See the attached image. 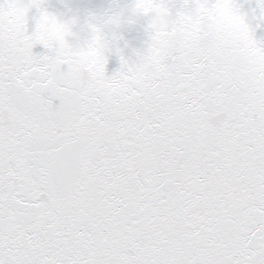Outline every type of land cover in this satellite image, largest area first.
<instances>
[{
  "label": "snow or ice",
  "instance_id": "1",
  "mask_svg": "<svg viewBox=\"0 0 264 264\" xmlns=\"http://www.w3.org/2000/svg\"><path fill=\"white\" fill-rule=\"evenodd\" d=\"M0 264H264V0H0Z\"/></svg>",
  "mask_w": 264,
  "mask_h": 264
},
{
  "label": "water",
  "instance_id": "2",
  "mask_svg": "<svg viewBox=\"0 0 264 264\" xmlns=\"http://www.w3.org/2000/svg\"><path fill=\"white\" fill-rule=\"evenodd\" d=\"M65 2L72 3L76 6L88 5V6H100L107 2V0H48V3L54 9H62ZM37 52L44 51L42 46L36 49Z\"/></svg>",
  "mask_w": 264,
  "mask_h": 264
}]
</instances>
